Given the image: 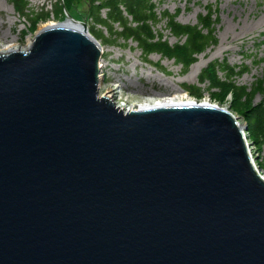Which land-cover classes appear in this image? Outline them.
<instances>
[{"label":"water","instance_id":"obj_1","mask_svg":"<svg viewBox=\"0 0 264 264\" xmlns=\"http://www.w3.org/2000/svg\"><path fill=\"white\" fill-rule=\"evenodd\" d=\"M72 16L0 51V264H264L248 124L192 99L123 109Z\"/></svg>","mask_w":264,"mask_h":264},{"label":"rangeland","instance_id":"obj_2","mask_svg":"<svg viewBox=\"0 0 264 264\" xmlns=\"http://www.w3.org/2000/svg\"><path fill=\"white\" fill-rule=\"evenodd\" d=\"M154 1L159 13L179 11L176 19L189 24H196L199 16L206 14L210 8H215L213 16L218 17L215 24L217 43L198 54L196 61L185 70L174 58L162 56L159 52L150 54L145 60L136 41L130 40L126 43L119 39L115 44H109L99 39L105 48L101 60L103 67L100 74L103 75V81L100 93L108 94L113 89L114 93L110 98L116 103L139 108L143 103H154L162 96L173 94L175 84H179L193 99L207 100L227 107L238 116L241 123L248 124L244 111L258 102L264 94V0ZM70 2L73 6L72 12L66 8L65 0H30V9L44 12L48 17L33 23L20 13L12 0H0V45L18 42V46L27 48L42 26L64 21L66 10L78 15L79 17H74L85 20L89 26L91 22L87 18L89 9L85 0ZM166 24L167 18H162L154 29L164 34L170 43H176L179 38ZM104 31L109 34L107 29ZM215 60H227L231 65L248 67L245 72L235 76L239 84L247 85V96L241 98L233 91L224 92L216 88L207 90L208 82H199L202 69ZM197 65H201V69L195 78L193 70ZM219 73L222 76V70ZM192 84L202 86L204 93L201 97L187 90L188 85ZM245 133L254 161L259 166L264 145L254 138L249 126Z\"/></svg>","mask_w":264,"mask_h":264},{"label":"trees","instance_id":"obj_3","mask_svg":"<svg viewBox=\"0 0 264 264\" xmlns=\"http://www.w3.org/2000/svg\"><path fill=\"white\" fill-rule=\"evenodd\" d=\"M70 1L72 0H65V6L72 12L73 6ZM12 2L20 13L33 23L40 18H48L44 12L30 9V0ZM85 2L89 9L87 18L91 22L89 29L96 38L109 44H115L119 39L126 43L130 40L136 41L145 60L150 54L159 52L162 56L174 58L187 70L196 61L198 54L218 41L215 29L218 17L213 16L215 8H210L206 14L199 16L196 24H189L176 19L179 11L159 13L154 0H85ZM72 16L79 17L74 13ZM162 18H167V27L179 38L176 43H170L164 34L155 31L154 26ZM104 29L108 30V35ZM247 68L244 65H231L227 60H215L202 69L199 82H208L207 90L216 88L224 92L233 91L243 98L249 94L247 85L239 84L235 76L242 74ZM220 70L223 72L222 76ZM188 89L197 97L204 93L202 86L198 84L188 85ZM247 108L244 113L250 132L264 145V94L258 102ZM261 158L259 167L264 171V150Z\"/></svg>","mask_w":264,"mask_h":264},{"label":"bare ground","instance_id":"obj_4","mask_svg":"<svg viewBox=\"0 0 264 264\" xmlns=\"http://www.w3.org/2000/svg\"><path fill=\"white\" fill-rule=\"evenodd\" d=\"M47 24H54V23H47ZM45 24V25H47ZM44 25V26H45ZM43 27V26H42ZM18 42H12L8 45H0V51L1 52H6V51H9V50H15V49H18V48H21L20 46H18ZM102 45V44H101ZM102 50L103 52H105V48L103 47L102 45ZM101 67H103V64H102V61H101ZM201 69V65H197L194 70H193V74L195 75V78L198 77V73ZM103 81V75H101V83ZM114 93L113 89H110L108 94H104L105 96H112ZM103 95V94H102ZM193 98L190 97V95L188 94V92L182 88L179 84H175L174 86V93L173 94H170V95H165V96H162L161 99L155 101L154 103H143L142 105H140L139 107H145V106H151V105H157V104H180V103H185V102H188L190 100H192ZM207 101V100H206ZM120 107H122L123 109H130L129 107H127V105L125 106L124 104H122L121 102L120 103H117ZM131 108H138V106L136 107H132Z\"/></svg>","mask_w":264,"mask_h":264}]
</instances>
